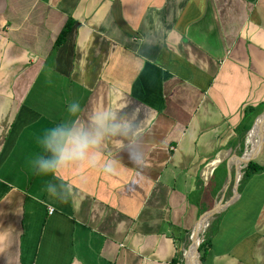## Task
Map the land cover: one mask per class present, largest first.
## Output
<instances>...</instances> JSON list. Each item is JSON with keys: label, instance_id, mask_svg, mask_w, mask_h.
<instances>
[{"label": "crops", "instance_id": "obj_1", "mask_svg": "<svg viewBox=\"0 0 264 264\" xmlns=\"http://www.w3.org/2000/svg\"><path fill=\"white\" fill-rule=\"evenodd\" d=\"M101 111L126 133L32 173L41 128ZM263 115L264 0H0V264H170L220 202L202 264H264V170L236 192Z\"/></svg>", "mask_w": 264, "mask_h": 264}, {"label": "clouds", "instance_id": "obj_2", "mask_svg": "<svg viewBox=\"0 0 264 264\" xmlns=\"http://www.w3.org/2000/svg\"><path fill=\"white\" fill-rule=\"evenodd\" d=\"M79 110L80 104L75 100L65 106L69 116H74ZM125 133V126H122L117 114L112 111L91 112L86 124L78 123L74 119L50 121L34 136L38 151L28 160V167L34 175L50 176L59 180L60 168L85 158L94 161V154L89 156V151L96 148L105 136ZM138 158L132 157L134 160ZM108 170V166H105V171ZM44 190L49 195H55L56 200H67L54 194L52 185L46 184Z\"/></svg>", "mask_w": 264, "mask_h": 264}, {"label": "trees", "instance_id": "obj_3", "mask_svg": "<svg viewBox=\"0 0 264 264\" xmlns=\"http://www.w3.org/2000/svg\"><path fill=\"white\" fill-rule=\"evenodd\" d=\"M77 24H78V22L76 20H74L73 18L68 19V21L66 22V24L64 25L63 29L60 31V33L56 39V42H55L56 46L61 45L65 42L68 33ZM262 170H264V166H260L258 163H256L255 160L249 161L248 164L245 166L244 171H243V176L239 181L240 185H239L238 190L240 189L241 185L243 184V182H244L243 180H245L249 175H252L253 173L259 172ZM210 227H211V225H210ZM210 227L206 232L205 239L202 241V243L200 244V247H199V250L201 252L202 263H203L204 258H205L204 249L206 246V241H208L207 236H208V232L210 230ZM181 259H182L181 252L178 251L176 256L171 260L170 264H183Z\"/></svg>", "mask_w": 264, "mask_h": 264}, {"label": "rangeland", "instance_id": "obj_4", "mask_svg": "<svg viewBox=\"0 0 264 264\" xmlns=\"http://www.w3.org/2000/svg\"><path fill=\"white\" fill-rule=\"evenodd\" d=\"M230 158H233L232 159V161L235 159V156H233V157H230ZM231 160V159H230ZM233 163V162H232ZM241 167L240 168H238V169H241L242 167L244 168L245 167V162H242L241 163ZM242 168V169H243ZM239 183V180L236 182V185ZM232 184L234 185V182L232 181ZM228 192V191H227ZM221 195H219L218 197H214L213 198V201L212 202H214V205L215 204H217V202L221 199ZM230 200V196L228 197V196H226L225 195V197L223 198V202H226V201H229ZM211 205L209 204V207H210ZM207 209V208H206ZM208 210H209V208H208ZM207 210V211H208ZM202 215V214H201ZM200 214H199V216H198V219H199V217L201 216ZM197 219V220H198ZM211 220H212V218L209 220V222L208 223H210L211 222ZM196 224V223H195ZM194 227H195V225H194ZM194 227L192 228V229H188V231L184 234V236L182 237V238H179L178 239V241H177V252L178 251H180L181 252V256H182V263L183 264H186V257H185V251H186V249L191 245V243H192V238H191V234H192V232H193V230H194ZM207 230H208V226H206L204 229H203V231L200 233V244L202 243V241L205 239V235H206V232H207ZM200 247V246H199ZM200 252V251H199ZM177 254V253H176ZM198 259L199 260H201V252L200 253H198ZM193 264H194V261H193Z\"/></svg>", "mask_w": 264, "mask_h": 264}, {"label": "bare ground", "instance_id": "obj_5", "mask_svg": "<svg viewBox=\"0 0 264 264\" xmlns=\"http://www.w3.org/2000/svg\"><path fill=\"white\" fill-rule=\"evenodd\" d=\"M256 129L262 130V129H264V125L258 124L256 126ZM247 159H248L247 158V154H244V156L241 158L240 163L238 164L239 168H240L242 162L246 163ZM239 177H240V174H239ZM207 221H208V216H206L204 218V220L201 221L198 224V226L193 230V232L191 234L192 243L185 251L186 264H191L193 253L195 254V258H193L194 259V264H199V259H198V256H197L196 248H197V244L200 242V233L206 227Z\"/></svg>", "mask_w": 264, "mask_h": 264}, {"label": "water", "instance_id": "obj_6", "mask_svg": "<svg viewBox=\"0 0 264 264\" xmlns=\"http://www.w3.org/2000/svg\"><path fill=\"white\" fill-rule=\"evenodd\" d=\"M264 116V115H263ZM262 117V116H261ZM241 157H243V156H239V158H241ZM254 156H252L251 158H253ZM251 158H249L248 159V161L249 160H251ZM248 161H246V163L248 162ZM239 180V179H238ZM236 192H238V185H236ZM223 203L222 202H220L218 205H216V206H214L213 208H211L210 210H208V211H206V212H204L200 217H199V219H198V221H197V223H196V225H195V227L199 224V222H200V220L202 219V217L204 216V215H206V216H208V221H207V223H206V226H208L209 225V220L211 219V218H213V216L214 215H216L218 212H220V210L222 209V207H223ZM194 227V228H195ZM199 246H200V242L197 244V248H196V252H197V256H198V253H200L199 251ZM199 258V257H198ZM199 262H200V264H202V262H201V260H199Z\"/></svg>", "mask_w": 264, "mask_h": 264}, {"label": "built area", "instance_id": "obj_7", "mask_svg": "<svg viewBox=\"0 0 264 264\" xmlns=\"http://www.w3.org/2000/svg\"><path fill=\"white\" fill-rule=\"evenodd\" d=\"M49 211H50V213H52L54 211V209L51 207V208H49Z\"/></svg>", "mask_w": 264, "mask_h": 264}]
</instances>
